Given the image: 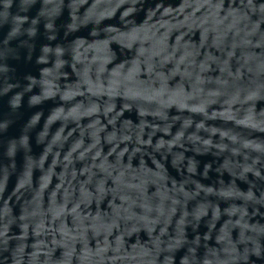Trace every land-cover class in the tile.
I'll list each match as a JSON object with an SVG mask.
<instances>
[{"label":"water","instance_id":"water-1","mask_svg":"<svg viewBox=\"0 0 264 264\" xmlns=\"http://www.w3.org/2000/svg\"><path fill=\"white\" fill-rule=\"evenodd\" d=\"M0 264H264V0H0Z\"/></svg>","mask_w":264,"mask_h":264}]
</instances>
